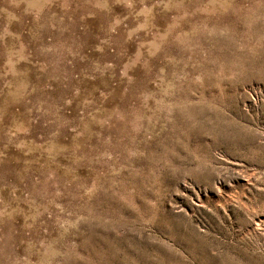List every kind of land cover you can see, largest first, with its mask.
<instances>
[{
  "label": "rangeland",
  "instance_id": "374dc122",
  "mask_svg": "<svg viewBox=\"0 0 264 264\" xmlns=\"http://www.w3.org/2000/svg\"><path fill=\"white\" fill-rule=\"evenodd\" d=\"M0 264H264V0H0Z\"/></svg>",
  "mask_w": 264,
  "mask_h": 264
}]
</instances>
